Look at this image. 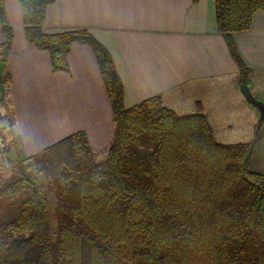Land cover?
I'll list each match as a JSON object with an SVG mask.
<instances>
[{
	"label": "trees",
	"instance_id": "obj_1",
	"mask_svg": "<svg viewBox=\"0 0 264 264\" xmlns=\"http://www.w3.org/2000/svg\"><path fill=\"white\" fill-rule=\"evenodd\" d=\"M50 1L19 0L26 40L49 52L54 71L67 70L74 43L91 46L113 137L98 160L84 130L28 156L12 133L29 175L0 170V264H264V170L251 167L253 141H219L206 113L179 114L159 95L126 107L113 57L90 31H43ZM214 1L238 82L250 86L234 33L252 27L264 0ZM0 21L6 63L14 30L4 0ZM3 77L7 93L6 69Z\"/></svg>",
	"mask_w": 264,
	"mask_h": 264
},
{
	"label": "crops",
	"instance_id": "obj_2",
	"mask_svg": "<svg viewBox=\"0 0 264 264\" xmlns=\"http://www.w3.org/2000/svg\"><path fill=\"white\" fill-rule=\"evenodd\" d=\"M4 12L14 39L5 67L11 76L8 100L0 110L9 134L19 133L22 154L37 153L78 130L86 132L95 152L107 150L112 108L91 46L74 43L67 70L54 71L49 52L26 40L19 0H4ZM74 28L90 31L111 53L126 107L159 95L179 114L206 113L215 132L245 124L255 136L258 108L240 89L238 64L218 28L214 0H51L43 31ZM234 39L253 69L249 88L263 93L264 11ZM257 98L264 102L263 95Z\"/></svg>",
	"mask_w": 264,
	"mask_h": 264
},
{
	"label": "rangeland",
	"instance_id": "obj_3",
	"mask_svg": "<svg viewBox=\"0 0 264 264\" xmlns=\"http://www.w3.org/2000/svg\"><path fill=\"white\" fill-rule=\"evenodd\" d=\"M241 89V86H240ZM253 94L257 97L263 95L264 97V92H260L257 90L253 91ZM262 99V98H261ZM264 100V99H262ZM178 111H185V109L183 108H179ZM227 111V110H226ZM232 111V109L230 110ZM3 112V111H2ZM256 112V111H255ZM257 112L254 115V122H255V128H257L256 132H255V136L252 139V135L250 134V132H247L246 126L245 124H242L240 126H235L233 128V130H229L227 129L226 132H220V131H214V133H216L215 136H217L216 138L219 141H223V142H227V143H232V142H238V141H253L254 143V147H253V151H252V155H251V159H250V163H251V167L253 169H257V170H264V125L261 129L262 121L260 122V110L257 109ZM179 113H183V112H179ZM4 114V112H3ZM228 117V119H232V117L228 116V114H225L224 117ZM210 119H214V116L210 115ZM249 119V118H248ZM244 123H245V119L243 118ZM4 122V121H3ZM258 126V127H257ZM215 127H216V122H215ZM225 133H227L226 135H224ZM257 136V139H256ZM1 152V151H0ZM107 150H105L104 152L102 151H98L96 152V157L98 160L103 159L106 156ZM3 156V155H2ZM11 158V164H7L6 158H2V162H0V170L2 171V175L3 178L10 176L11 174L18 172L19 168H18V162H16L15 156H14V152L11 146V150H10V157L9 160ZM20 164V163H19ZM19 199L21 197H18ZM8 203H0V214H3L5 211H7L8 209Z\"/></svg>",
	"mask_w": 264,
	"mask_h": 264
},
{
	"label": "water",
	"instance_id": "obj_4",
	"mask_svg": "<svg viewBox=\"0 0 264 264\" xmlns=\"http://www.w3.org/2000/svg\"><path fill=\"white\" fill-rule=\"evenodd\" d=\"M6 67V63L1 61L0 62V98L5 99L6 97V89L3 84V75H4V70ZM241 90L247 100L251 103H253L259 110H260V122L264 119V102L258 99L254 94L252 93L251 89L249 88L248 85L242 84L241 85ZM18 168L21 172H23L26 175H29V172L27 171L24 162H21L18 165Z\"/></svg>",
	"mask_w": 264,
	"mask_h": 264
},
{
	"label": "built area",
	"instance_id": "obj_5",
	"mask_svg": "<svg viewBox=\"0 0 264 264\" xmlns=\"http://www.w3.org/2000/svg\"><path fill=\"white\" fill-rule=\"evenodd\" d=\"M10 150H11V135L5 128V124L3 122V114L0 110V151L4 158H6L7 164H11L10 157Z\"/></svg>",
	"mask_w": 264,
	"mask_h": 264
}]
</instances>
